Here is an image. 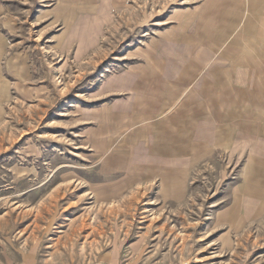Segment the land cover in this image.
Masks as SVG:
<instances>
[{
  "label": "rangeland",
  "instance_id": "374dc122",
  "mask_svg": "<svg viewBox=\"0 0 264 264\" xmlns=\"http://www.w3.org/2000/svg\"><path fill=\"white\" fill-rule=\"evenodd\" d=\"M174 50L240 66V132L162 148ZM0 264H264V0H0Z\"/></svg>",
  "mask_w": 264,
  "mask_h": 264
},
{
  "label": "crops",
  "instance_id": "0c3cea01",
  "mask_svg": "<svg viewBox=\"0 0 264 264\" xmlns=\"http://www.w3.org/2000/svg\"><path fill=\"white\" fill-rule=\"evenodd\" d=\"M176 51L174 50L169 54L165 53V61L161 58L162 61L151 63V65L147 66L142 78L143 81L150 80L154 84V87L148 90L147 93L158 103L157 109L159 113L163 110L172 109V107L178 111L174 113H168L167 111L159 117V133L166 135L165 137L170 134L177 136L174 140L162 137V141L169 143L168 147L162 148L183 149L186 148V144L191 145L192 134H196V129H193V123L194 125L198 123L195 119L196 116H200L199 122L201 126L199 127V132L202 143L207 145L211 141L218 143V141L225 140L223 139L224 133H237L239 130L235 128L239 126V123L235 122V120L233 121V119L238 117L234 113V107L239 102L240 66L235 65L236 68H232L234 69L232 71L220 65V67H216L209 73L207 63L203 62L201 58L196 57L194 59L192 56H188L186 59L184 55ZM200 52L206 54L207 49L197 51V53ZM188 54L191 55L192 53L188 52ZM247 82L249 83L250 81ZM193 86L199 88L198 94L192 92ZM225 86L235 87L237 91L234 92L233 89H230L226 97H224L223 89L221 88ZM196 95L200 97L199 115L195 113L196 115L193 116L191 112L194 110L190 103ZM213 124L215 128H210L209 130V127H213ZM229 127H231V130L228 129ZM243 132L249 133L253 131L243 130ZM171 143L173 145H170Z\"/></svg>",
  "mask_w": 264,
  "mask_h": 264
}]
</instances>
